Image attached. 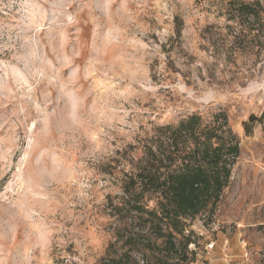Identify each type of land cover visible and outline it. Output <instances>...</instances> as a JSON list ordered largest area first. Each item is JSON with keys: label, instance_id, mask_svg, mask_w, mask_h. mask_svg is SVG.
<instances>
[{"label": "rangeland", "instance_id": "rangeland-1", "mask_svg": "<svg viewBox=\"0 0 264 264\" xmlns=\"http://www.w3.org/2000/svg\"><path fill=\"white\" fill-rule=\"evenodd\" d=\"M228 1L0 0V264L115 256L108 203L145 139L218 113L239 155L212 215L187 220V264H263L264 58H217L203 32Z\"/></svg>", "mask_w": 264, "mask_h": 264}, {"label": "trees", "instance_id": "trees-1", "mask_svg": "<svg viewBox=\"0 0 264 264\" xmlns=\"http://www.w3.org/2000/svg\"><path fill=\"white\" fill-rule=\"evenodd\" d=\"M218 11L225 24L205 27L206 49L217 58L234 60L247 53L262 60L264 0H229ZM181 25L175 17L177 37ZM226 124L223 113L209 125L202 124L200 115L191 114L176 125L157 126L145 139L142 155L131 162L132 170L122 172L124 197L120 203H108L117 224L107 251L117 243L119 251L102 258L100 264L189 262L188 245L193 240L187 220L206 210L212 215L239 155L236 136Z\"/></svg>", "mask_w": 264, "mask_h": 264}, {"label": "built area", "instance_id": "built-area-1", "mask_svg": "<svg viewBox=\"0 0 264 264\" xmlns=\"http://www.w3.org/2000/svg\"><path fill=\"white\" fill-rule=\"evenodd\" d=\"M212 246H213V243H210L209 247H212ZM261 260H262V262L264 264V248H263V250L261 252Z\"/></svg>", "mask_w": 264, "mask_h": 264}]
</instances>
